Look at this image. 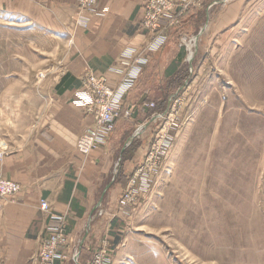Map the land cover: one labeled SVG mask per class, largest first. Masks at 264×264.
Masks as SVG:
<instances>
[{"label":"rangeland","instance_id":"374dc122","mask_svg":"<svg viewBox=\"0 0 264 264\" xmlns=\"http://www.w3.org/2000/svg\"><path fill=\"white\" fill-rule=\"evenodd\" d=\"M241 16L218 54L202 57L199 39L190 54L188 44L193 86L167 93L172 104L149 103L148 125L117 155L115 181L100 198L105 207L119 189L115 219L123 230L100 238L95 252L111 264H264V0H243ZM14 35L0 31L5 155L30 141L44 105L31 53L18 55ZM140 145L143 154L125 171ZM162 145L167 152L154 165L151 149Z\"/></svg>","mask_w":264,"mask_h":264},{"label":"crops","instance_id":"0c3cea01","mask_svg":"<svg viewBox=\"0 0 264 264\" xmlns=\"http://www.w3.org/2000/svg\"><path fill=\"white\" fill-rule=\"evenodd\" d=\"M242 2L198 0L186 8L175 5L159 21L156 34L165 43L152 52L154 33L142 26L144 0H97L93 10L83 11L74 0L1 1L0 31L15 33L18 55L31 53L34 74L44 76L40 86H33L43 96L44 105L30 141L9 149L0 162V180L21 188L14 197H0V263L36 264L40 244L49 236L52 215L65 218L67 237L54 264H89L100 238L117 236L123 230L115 219L119 189L112 190L105 207L100 198L115 181L117 155L149 120V103L193 86L195 62H185L182 40L200 35L201 56L218 54L241 24ZM78 15L85 27L76 24ZM0 44H4L1 58L6 60V42L0 40ZM127 52H131V65L122 59ZM134 61L145 64L139 66L136 81L123 99V109H129L130 117L117 120L98 150L80 155L76 141L93 127L94 116L75 103V94L83 89L89 74L115 89L129 71L137 69ZM144 148L140 145L131 160L126 159L125 171L133 169L131 161L141 157ZM40 200L48 203V213L40 211Z\"/></svg>","mask_w":264,"mask_h":264},{"label":"built area","instance_id":"2783aa9c","mask_svg":"<svg viewBox=\"0 0 264 264\" xmlns=\"http://www.w3.org/2000/svg\"><path fill=\"white\" fill-rule=\"evenodd\" d=\"M0 0V5H1ZM79 6V10H93L97 0H74ZM198 0H144L145 14L142 20V26L149 28L154 33L150 50L152 52L159 51L164 43L165 38L161 35H157L159 29V21L163 17H168L174 9L175 5L183 7H189L196 5ZM76 24L81 27H85L86 23L83 17L78 15ZM194 38L190 37L183 39L181 45H184L186 61L188 57V44ZM186 48V49H185ZM187 51V52H186ZM131 52H127L122 56L123 61L128 65L132 64L130 59ZM138 66L137 69L129 71L119 85L115 88H109L105 84L103 78L95 77L92 74L87 75L83 89L77 91L75 94V103L93 114L94 125L86 129L76 141V150L82 156H87L93 151L98 150L108 139L110 134L114 131L115 122L118 118H129V109L122 111V103L125 94L132 87L136 81L137 74L139 72V66L144 65V61H134ZM191 65V64H190ZM39 79H43V75H38ZM173 100L170 99L169 104H172ZM148 108H153V104H148ZM154 119L162 117L160 113L152 116ZM167 146L162 145V149L157 151L153 148L150 152V158L154 159V165L160 161V157L165 155L167 152ZM7 148L6 146L0 145V162L2 161ZM149 165V159L146 162L145 167ZM140 169V168H139ZM143 170V169H142ZM139 170L140 172L142 171ZM21 188L18 184L0 180V197H14L20 192ZM125 200H129V195H124ZM121 204H124L125 200ZM39 209L42 212L48 213L49 205L45 200H40ZM52 224L49 227V236L44 239L39 247L36 264H54L55 259L59 258L58 250L60 247L66 245L67 237L64 231L65 218L62 215H52ZM109 254L112 251H108ZM75 262L76 255L74 256ZM110 255L95 254L89 264H111ZM2 264V263H0Z\"/></svg>","mask_w":264,"mask_h":264},{"label":"trees","instance_id":"16d2710c","mask_svg":"<svg viewBox=\"0 0 264 264\" xmlns=\"http://www.w3.org/2000/svg\"><path fill=\"white\" fill-rule=\"evenodd\" d=\"M168 97H169V96H167V98H163V99L160 100L159 102H156V105H158V108H159L160 106L164 107V106L166 105V102H167V100H168ZM123 107H124V102L122 103V111H125V109H123ZM158 108H156V109H158ZM150 111H152V110H150ZM155 112H157V113H161L160 111H155V110H154L153 114H154ZM149 115H150V114H148V117H149ZM121 118H122V117L118 118L117 120H119V119H121ZM117 120H116V122H117ZM116 122H115V123H116ZM78 262H79V261H78Z\"/></svg>","mask_w":264,"mask_h":264},{"label":"water","instance_id":"95a60500","mask_svg":"<svg viewBox=\"0 0 264 264\" xmlns=\"http://www.w3.org/2000/svg\"><path fill=\"white\" fill-rule=\"evenodd\" d=\"M199 36H200V35H198V36L195 37L196 41H197V39L199 38ZM190 61H192V60H190ZM190 61H189V64H191ZM153 120H154V119H153ZM150 122H151V121H150ZM147 125H148V123H146V124H144L143 126L139 127V128L136 130V132L134 133V135H133L131 138L128 139V142H131L132 139L135 138L136 135H138L139 130L144 129ZM78 256H79V255L76 254V260L78 259Z\"/></svg>","mask_w":264,"mask_h":264},{"label":"bare ground","instance_id":"6f19581e","mask_svg":"<svg viewBox=\"0 0 264 264\" xmlns=\"http://www.w3.org/2000/svg\"><path fill=\"white\" fill-rule=\"evenodd\" d=\"M193 40H194V41H193ZM193 40H192V42H191L192 44H190V54L193 53V51H192V47L195 48V47H196L195 44H197V41H196L195 39H193Z\"/></svg>","mask_w":264,"mask_h":264}]
</instances>
